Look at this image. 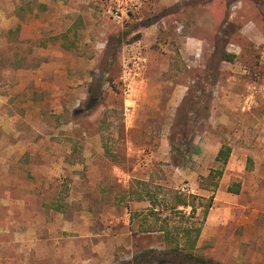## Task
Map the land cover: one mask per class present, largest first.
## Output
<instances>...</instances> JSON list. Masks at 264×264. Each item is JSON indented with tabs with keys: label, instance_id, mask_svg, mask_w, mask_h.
I'll return each instance as SVG.
<instances>
[{
	"label": "rangeland",
	"instance_id": "rangeland-1",
	"mask_svg": "<svg viewBox=\"0 0 264 264\" xmlns=\"http://www.w3.org/2000/svg\"><path fill=\"white\" fill-rule=\"evenodd\" d=\"M146 191L161 219L202 225L197 257L264 264V0H0V264L160 251L128 234ZM179 192L190 220L168 214Z\"/></svg>",
	"mask_w": 264,
	"mask_h": 264
},
{
	"label": "trees",
	"instance_id": "trees-1",
	"mask_svg": "<svg viewBox=\"0 0 264 264\" xmlns=\"http://www.w3.org/2000/svg\"><path fill=\"white\" fill-rule=\"evenodd\" d=\"M234 55L224 54V61L231 62L233 61ZM231 153L230 147L223 145L217 152L215 163L217 169L210 171L208 178L217 179L222 175V169L227 164L229 156ZM214 187H216L215 183ZM240 180L233 178L229 181L227 191L230 193L237 194L239 192ZM194 195H185L181 192L176 193L174 198L176 204L171 206L168 209V214L173 216H181L186 220L192 219L196 212V207L192 202L186 200V198L194 199ZM151 207L147 208L146 212L135 213V217H141L143 223L146 224V221L149 218L156 219L159 214L162 213V210L159 212L155 211V206L157 205L154 197L148 195ZM179 207H182L184 210L187 208L190 209L189 216L186 217L185 211L178 210ZM211 206H207L203 215L206 216L208 210ZM158 220V219H156ZM155 224V223H154ZM146 225V228H143L142 231L145 233L149 232H159L162 235L163 243L165 245V250L163 252L157 251L155 249H146L141 251L138 255L131 258V264H212L211 261L199 258L195 255L197 250V241L199 239L202 225H194V223L184 224V225H172L171 219H162L159 225ZM161 257V258H160ZM169 258V259H168Z\"/></svg>",
	"mask_w": 264,
	"mask_h": 264
},
{
	"label": "crops",
	"instance_id": "crops-1",
	"mask_svg": "<svg viewBox=\"0 0 264 264\" xmlns=\"http://www.w3.org/2000/svg\"><path fill=\"white\" fill-rule=\"evenodd\" d=\"M191 43H193V42H191ZM196 45H197V42L195 41V43H193L191 45L192 46L191 47L192 50L194 48H196ZM183 97H184V90H183V88H181V87L178 86V89H176L175 91H173V95L171 97H169V108H170V106H171V109L177 108L179 106L178 103L182 100ZM147 98H148V96H147ZM147 100H149V99H147ZM129 101H131V100L129 99L128 102H127V104H129ZM155 102H159V100L157 99ZM147 104H149V106H151V107L154 108V105L151 102L150 103L148 102ZM155 108H156V105H155ZM167 109H168V107H167ZM130 110L131 109H129V111ZM162 131L165 132L164 130H158V129L155 132H151V133L149 132V138H147L146 141L151 146L150 147L151 149L152 148L155 149V148H158V147L159 148H162L164 146H166V147L168 146V140L167 139L166 140L164 139V136H163V132ZM148 144H146L145 146H147ZM144 182L147 183V181H144ZM140 186H142V185H140ZM148 195L152 196V198H153V196H154V198L157 196V194H153L150 191H148V192L146 191V193H144V194L136 193V192H131L130 197H131V199L133 201L132 202L133 206L130 205L131 207L127 209L128 210L127 212H128V215H129V219H128L129 220V225H128V231L129 232H128V234L131 237L133 235H136V237H140V236L151 237V236L159 235L160 238H161V241H160V244L159 245H160V247H162V249H159V250L160 251H163V250H165V245L163 243V239H162L161 233H159V232H149V233H145V232L142 231L143 228H146V225H153L154 223H155L154 225H159L160 222L162 221L161 218H163L162 217L163 215L162 214H159L157 216V218H156L158 220H156V219H154L152 217L149 218L146 221V224L143 223L142 220H140L141 217H135V215H133L135 213H140V212H143L144 213V212H146L147 208H150L151 207L150 201H149V199H147V196ZM153 200L156 201L157 199L156 200L153 199ZM159 200L162 203L165 202L164 197H163V199L161 198ZM136 203H140L141 208L135 209V208H137L135 206ZM158 204H160V203H157V205ZM157 205L155 206V209H156L155 211L159 212V210H162V212H164V208L163 209H158V206ZM210 215H211V212L208 214V217L206 219V222H208L210 220ZM204 226H206V225H204ZM202 233H203V230L201 229V233H200L199 239L197 241V246H198V244H200ZM115 240H116L115 242L121 241V239L120 238H117V237H115ZM112 243H113V241L111 242V244ZM149 249H154V247L151 246ZM112 258H113V256L111 257V259Z\"/></svg>",
	"mask_w": 264,
	"mask_h": 264
}]
</instances>
